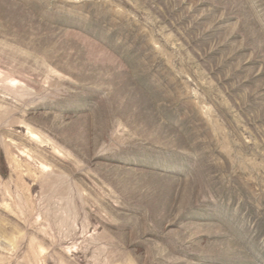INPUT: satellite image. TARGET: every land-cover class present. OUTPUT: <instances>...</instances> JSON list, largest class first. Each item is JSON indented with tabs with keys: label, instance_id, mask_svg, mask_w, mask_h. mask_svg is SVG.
<instances>
[{
	"label": "rangeland",
	"instance_id": "1",
	"mask_svg": "<svg viewBox=\"0 0 264 264\" xmlns=\"http://www.w3.org/2000/svg\"><path fill=\"white\" fill-rule=\"evenodd\" d=\"M0 264H264V0H0Z\"/></svg>",
	"mask_w": 264,
	"mask_h": 264
}]
</instances>
